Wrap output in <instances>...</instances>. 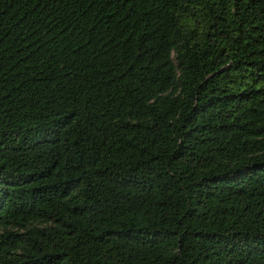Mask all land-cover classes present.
<instances>
[{
  "label": "trees",
  "instance_id": "obj_1",
  "mask_svg": "<svg viewBox=\"0 0 264 264\" xmlns=\"http://www.w3.org/2000/svg\"><path fill=\"white\" fill-rule=\"evenodd\" d=\"M0 264H264V0H0Z\"/></svg>",
  "mask_w": 264,
  "mask_h": 264
}]
</instances>
